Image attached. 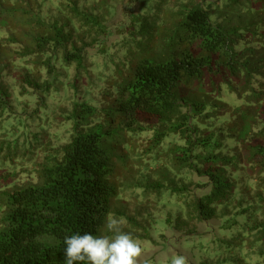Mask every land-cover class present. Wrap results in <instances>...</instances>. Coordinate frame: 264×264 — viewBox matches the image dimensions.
Listing matches in <instances>:
<instances>
[{
	"label": "trees",
	"instance_id": "16d2710c",
	"mask_svg": "<svg viewBox=\"0 0 264 264\" xmlns=\"http://www.w3.org/2000/svg\"><path fill=\"white\" fill-rule=\"evenodd\" d=\"M128 5L0 0V264H65V238L111 235L112 213L152 250L160 211L264 264V0H166L162 36L122 53L106 35L134 32Z\"/></svg>",
	"mask_w": 264,
	"mask_h": 264
},
{
	"label": "rangeland",
	"instance_id": "374dc122",
	"mask_svg": "<svg viewBox=\"0 0 264 264\" xmlns=\"http://www.w3.org/2000/svg\"><path fill=\"white\" fill-rule=\"evenodd\" d=\"M128 1L130 2V5H128L129 7H127V16L134 18V27L132 26V28H134V32L131 30H129L130 32L126 31L125 29H123L124 24L116 23L111 25V29L119 25L120 27L117 28L119 30V33L112 35L110 29L108 30V35H106L121 37L119 49L120 51H122V53L124 52V49L127 46L125 41L127 43H130V39H128L127 36H144V39H151L153 38V36H162V31H164V29H166V27L169 26L171 23L168 21V17L170 15V8L165 5L166 0H121L123 4L127 3ZM129 45H131L134 49L137 48L136 42L131 43ZM122 53L117 54V57L120 58ZM117 57L115 55L114 61H117ZM101 60L102 65L104 62H106V64L108 65V70L103 71L105 75L100 76L98 78V82L103 83L105 85H109L112 83L110 78L114 77L112 65L110 62H113V60L109 54L103 55V58ZM0 63L2 65H5L6 60L0 58ZM107 75L108 77H106ZM17 100L18 101L17 103H15V107L18 112L12 114H5L6 122L4 123V125L6 128H9L10 125L19 126L24 124L25 119L27 117L26 115H22L21 113L25 110L23 109L25 107L24 99ZM156 217L158 221V226L160 227L159 231L163 232V238L161 239L158 247H154L155 249L152 250L145 249V246L143 245L145 243L141 244L144 249V253L140 258L141 264H143L145 260H148V264H170L171 259L177 255L185 256L187 258V264H237L234 260H225V248L214 238L211 239V243L202 241L195 236H190L189 238H186L184 235L180 234L171 235L169 234L171 231V229L169 228L170 226L165 228L163 226L166 224V213L161 211L157 212ZM173 219L171 218V220ZM211 224L212 226L214 225L213 222H211ZM210 255H213L214 257L211 259L210 257L208 258V256Z\"/></svg>",
	"mask_w": 264,
	"mask_h": 264
},
{
	"label": "clouds",
	"instance_id": "9594fccd",
	"mask_svg": "<svg viewBox=\"0 0 264 264\" xmlns=\"http://www.w3.org/2000/svg\"><path fill=\"white\" fill-rule=\"evenodd\" d=\"M123 220L114 213L105 221V229L111 235L92 233L72 234L65 238V264L87 262V264H141L144 253L141 242L123 230ZM144 264H148L144 261ZM170 264H187V258L177 255Z\"/></svg>",
	"mask_w": 264,
	"mask_h": 264
}]
</instances>
